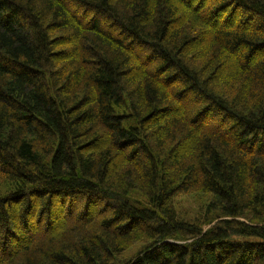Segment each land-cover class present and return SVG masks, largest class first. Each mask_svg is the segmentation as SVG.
Instances as JSON below:
<instances>
[{
    "label": "trees",
    "instance_id": "16d2710c",
    "mask_svg": "<svg viewBox=\"0 0 264 264\" xmlns=\"http://www.w3.org/2000/svg\"><path fill=\"white\" fill-rule=\"evenodd\" d=\"M140 240L124 264H264V0H0V264Z\"/></svg>",
    "mask_w": 264,
    "mask_h": 264
},
{
    "label": "rangeland",
    "instance_id": "374dc122",
    "mask_svg": "<svg viewBox=\"0 0 264 264\" xmlns=\"http://www.w3.org/2000/svg\"><path fill=\"white\" fill-rule=\"evenodd\" d=\"M136 198H142L136 195ZM211 200L210 195L200 192L198 190H191L189 192L180 191L176 194L174 199L175 208L179 216L186 221L193 222H208L209 217L205 215V209L208 201ZM213 217V215H211ZM211 226L204 225L205 229ZM42 235V234H41ZM146 243L144 241H137L133 243L130 248L114 260L116 264H124L127 260L138 256L143 251Z\"/></svg>",
    "mask_w": 264,
    "mask_h": 264
}]
</instances>
